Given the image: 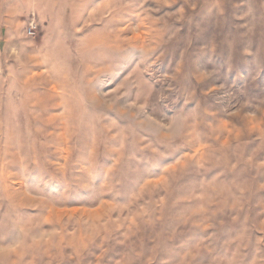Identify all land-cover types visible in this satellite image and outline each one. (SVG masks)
Wrapping results in <instances>:
<instances>
[{
  "label": "rangeland",
  "instance_id": "374dc122",
  "mask_svg": "<svg viewBox=\"0 0 264 264\" xmlns=\"http://www.w3.org/2000/svg\"><path fill=\"white\" fill-rule=\"evenodd\" d=\"M0 264H264V0H0Z\"/></svg>",
  "mask_w": 264,
  "mask_h": 264
},
{
  "label": "built area",
  "instance_id": "2783aa9c",
  "mask_svg": "<svg viewBox=\"0 0 264 264\" xmlns=\"http://www.w3.org/2000/svg\"><path fill=\"white\" fill-rule=\"evenodd\" d=\"M39 29V22L33 17L27 25L26 33L28 36H34Z\"/></svg>",
  "mask_w": 264,
  "mask_h": 264
}]
</instances>
